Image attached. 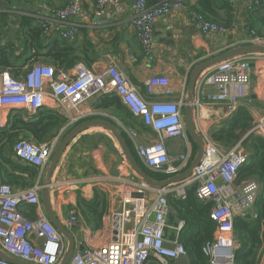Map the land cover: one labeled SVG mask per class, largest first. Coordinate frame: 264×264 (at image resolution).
Wrapping results in <instances>:
<instances>
[{
	"label": "built area",
	"instance_id": "1",
	"mask_svg": "<svg viewBox=\"0 0 264 264\" xmlns=\"http://www.w3.org/2000/svg\"><path fill=\"white\" fill-rule=\"evenodd\" d=\"M224 1L231 6L235 2ZM36 3L40 11L30 16L43 34H54L65 40L75 37L79 24L74 19L81 11L80 0H66L57 7L39 1ZM262 4L264 0H249L248 7L254 9ZM95 5L97 15L103 14L108 7L118 13L128 9L125 0H95ZM132 7L131 25L146 61H150L154 52L152 28L155 19L174 11L186 12L203 34L229 31L226 25L211 21L192 9L190 0H159L152 5L145 0H136ZM244 31L246 37L243 43H264L250 26H246ZM72 71L73 74L67 69L57 70L40 62H32L17 78L7 70L0 71V131L6 127L11 110L24 109L34 114L47 107L46 98L52 99L55 109L66 118L58 136L49 143L37 144L25 138L14 143L15 158L37 170V180L32 186L16 188L2 181L0 176V249L30 264H58L67 245L65 237L47 217L40 198L41 178L60 137L71 126L85 119H115L105 110L87 106L91 99L116 95L134 117L153 131L155 138L147 144H140L134 128L120 125L148 170L166 176L180 173L195 153L183 117L184 102L182 99L164 98L173 94L167 76L152 75L143 82L145 91L155 96L150 98L140 93L115 63L99 71L77 63ZM249 82L250 67L245 54L223 60L201 72L196 80L192 106L195 128L204 141V154L191 176L178 184L153 188L134 173L130 174L124 179L126 191L121 209L103 214L102 224L97 229L85 224L76 205L69 208L61 222L73 235L75 248L66 264H170V261L184 257L186 248L178 236L184 221L179 220L175 227L169 225L167 217L171 207L166 195L174 193L183 197L185 187L191 184H196L198 199L212 203L209 218L217 227L214 238L201 248L206 257L204 264H236L234 250L238 240L233 229L234 218L244 216L251 209L259 184L254 179L236 183L238 169L246 162L247 153L239 142L228 149L214 143L196 118L202 107L210 103L222 104L223 116L233 112L239 102L248 96ZM207 86L213 91L208 92ZM250 131L264 137V119ZM172 138L183 142L184 150L177 155L169 154L166 146ZM63 186L64 182L51 180L49 191L62 189ZM150 190L155 191L153 197L147 194ZM25 206L34 207V218L20 211ZM168 228L176 231L175 238L166 235ZM79 245L84 249L79 250ZM0 264L18 263L0 258Z\"/></svg>",
	"mask_w": 264,
	"mask_h": 264
},
{
	"label": "crops",
	"instance_id": "2",
	"mask_svg": "<svg viewBox=\"0 0 264 264\" xmlns=\"http://www.w3.org/2000/svg\"><path fill=\"white\" fill-rule=\"evenodd\" d=\"M36 1L57 7L62 6L66 0L14 1L13 6H15V9L12 6L7 10L16 14V17L12 15L9 20L12 28L15 27L16 19L15 28L17 30L19 15L30 16V14L40 11ZM135 1L125 0L128 9L123 13H118L112 7H108L103 14H100L101 17H104L100 21L94 19V16L97 15L95 0H80L81 11L74 19V21L78 22L79 27L75 37L70 41L76 43L79 48L85 46V54L88 51L89 55L92 54L96 57V60L92 61L89 66L85 65L86 67L99 71L110 63H115L123 71L127 79L146 97L152 98L155 96L145 91L143 82L152 75H165L169 79L173 94L164 98L172 100L182 99L184 102L188 75L196 63L224 52L229 48L245 45L246 43H243L242 40L246 37L244 31L246 26L250 25L253 30H261L263 37L260 38L264 40V27L260 20L264 13V4L250 9L248 7L249 0H235L232 6L224 0H220L213 18L216 22L226 25L229 28L228 32L203 34L195 27L186 12L183 10L174 11L155 19L152 28L154 52L150 61H146L143 58L142 48L136 41L130 20L133 14L132 5ZM190 1L191 6L195 5L196 0ZM6 8L0 5V9L6 11ZM43 36L45 37V42L53 38H59L54 34H43ZM19 43L20 41H18L16 46ZM245 55L248 58L250 67L249 94L244 100L239 102L236 108L243 107L247 110L251 122L250 127L252 128L261 119H264V52ZM31 63L28 61L23 66V72L27 70ZM72 69L73 67L67 69V72H72L73 74ZM206 89L208 92L213 91V88L208 86ZM102 97L109 98L110 95L95 97L87 102V106L97 108L96 106ZM53 103L52 99H45L46 108L55 109ZM222 107L220 103H210L203 106L198 114L196 122L201 124L208 134L212 126L222 124L232 114V112L226 113L227 115L223 116ZM110 119L123 133L125 139L129 140L132 147L130 148L134 150L137 156L130 138L120 127V125L126 126L116 117L115 119ZM134 129L137 131V140L140 144H147L155 138V134L148 126L136 125ZM190 143L195 150L194 143L192 141ZM166 146L171 155H177L184 150L183 142L179 138L168 140ZM132 173L117 141L111 133L100 126L90 127L78 134L67 145L57 163L51 180L64 182L65 186L59 190L49 191L52 210L58 219L62 221L66 218L69 208L74 205L77 207V201L80 198L89 200L96 192H102L105 196L103 214L119 210L123 205L122 199L126 191L124 179ZM43 177L44 175L41 178V183L43 182ZM36 180L35 178L34 182ZM69 183L74 184L68 186L67 184ZM147 194L149 197H153L155 191L150 190ZM250 210L252 217L254 215L253 208L251 207ZM167 219L171 227H175L180 220L172 208ZM176 234L174 229L168 228L166 231V235L170 238H175ZM182 234L183 232L180 230L178 232L179 238ZM183 258L180 257L170 261V264H187L188 259L183 260ZM258 264H264V246Z\"/></svg>",
	"mask_w": 264,
	"mask_h": 264
},
{
	"label": "trees",
	"instance_id": "3",
	"mask_svg": "<svg viewBox=\"0 0 264 264\" xmlns=\"http://www.w3.org/2000/svg\"><path fill=\"white\" fill-rule=\"evenodd\" d=\"M14 1L16 0H6V11L0 9V71L7 70L17 78L25 73L23 66L28 61L29 63L48 64L58 70L72 68L79 62L89 66L92 61L96 60V57L92 54L89 55L88 51L85 54V46L79 48L76 43L70 40L53 38L45 42L40 26L34 22L32 17L25 14L19 15L17 30L15 28L16 19L15 27L12 28L9 20L12 15L16 17V14L7 10L13 6ZM145 1L148 5H152L159 0ZM218 1L220 0H196L192 9L216 22L213 17L216 8H218ZM13 7L15 9V6ZM260 20L264 27V13ZM261 33L263 34L261 30H255L257 36L263 37ZM18 41L20 43L16 46ZM96 107L107 110L111 116L120 119L126 127L135 128L136 125H144L114 94H110L109 98H100ZM98 118L111 121L108 117ZM65 122L64 115L51 108L44 107L34 114H30L24 109L11 110L7 116L6 127L0 131V176L2 181L16 188L32 186L35 183L37 170L34 166L23 164L15 158L14 143L22 138L37 144L49 143L58 136ZM250 126L247 110L240 107L236 108L222 124L212 126L209 130L210 139L222 148H231L239 142L241 148L247 153L246 162L238 169L236 183L245 179H254L259 184L258 194L252 206L254 215L251 218L243 216L234 218L233 229L238 240V246L234 250L236 264H258L264 246V137L250 131ZM126 141L131 147L129 140L126 139ZM131 151L138 164L154 179L162 180L167 177L163 173L148 170L140 163L134 150L131 149ZM195 188L196 184L186 186L183 197H177L174 193H167L166 197L170 207L180 220L184 221V227L181 229L183 234L179 241L186 248L187 264H204L206 257L201 248L214 238L217 227L209 218L212 203L198 199L195 195ZM105 201L102 192H96L89 200L80 198L77 201L79 213L90 228L97 229L101 226ZM20 211L25 216L35 217L33 206L21 207Z\"/></svg>",
	"mask_w": 264,
	"mask_h": 264
},
{
	"label": "water",
	"instance_id": "4",
	"mask_svg": "<svg viewBox=\"0 0 264 264\" xmlns=\"http://www.w3.org/2000/svg\"><path fill=\"white\" fill-rule=\"evenodd\" d=\"M0 5L2 7H7V2L4 0H0ZM104 17L100 15L94 16L95 20H103ZM255 52H264V44H245L236 46L233 48H229L224 52H221L217 55H214L210 58L202 60L196 63L190 70L187 80L186 86V96L184 98V106H183V117L186 124V130L190 140L194 143L196 149L193 158L191 159L189 165L184 169L182 172L167 176L162 180L154 179L150 174H148L137 162L134 154L132 153L125 136L123 133L117 128L114 122L104 119V118H89L82 120L73 126H71L66 132L60 137L57 146L50 158L49 164L46 168L44 173L42 187L40 190V198L43 205V209L51 221V223L55 226V228L65 237L67 241L65 252L58 264H66L68 259L70 258L72 252L75 248V240L71 232H69L61 221L58 219L54 211L52 210L50 197H49V184L51 182V177L53 172L57 166L59 159L61 158L64 150L66 149L67 145L82 131L94 127L100 126L107 129L114 139L117 141L121 152L128 163V166L134 173V175L140 179L143 183H145L149 187L153 188H161L172 184H178L186 179H188L193 169L200 163L203 154H204V141L197 132L195 128V121H194V109L192 106V101L195 93V85L197 77L200 75L201 72L204 70L214 66L215 64L231 58L237 55H244L249 53ZM245 218L251 217V210L247 214L244 215ZM79 250H83L84 247L82 245L78 246ZM0 258L12 261L18 264H30L28 262H23L17 260L3 250L0 249Z\"/></svg>",
	"mask_w": 264,
	"mask_h": 264
},
{
	"label": "rangeland",
	"instance_id": "5",
	"mask_svg": "<svg viewBox=\"0 0 264 264\" xmlns=\"http://www.w3.org/2000/svg\"><path fill=\"white\" fill-rule=\"evenodd\" d=\"M171 232H173V231L171 230ZM182 258H183V257H182ZM183 260H186V257H184Z\"/></svg>",
	"mask_w": 264,
	"mask_h": 264
}]
</instances>
